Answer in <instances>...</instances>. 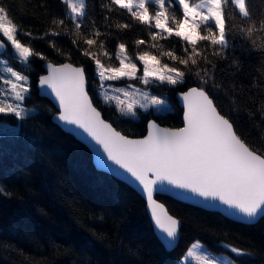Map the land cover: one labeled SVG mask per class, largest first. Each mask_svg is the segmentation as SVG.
Wrapping results in <instances>:
<instances>
[{
    "label": "trees",
    "instance_id": "trees-1",
    "mask_svg": "<svg viewBox=\"0 0 264 264\" xmlns=\"http://www.w3.org/2000/svg\"><path fill=\"white\" fill-rule=\"evenodd\" d=\"M0 6L18 26L21 43L51 62L69 61L85 68L93 104L121 133L143 136L149 118L164 126L180 127L182 110L175 94L197 86L208 93L240 138L264 154V0H246L248 17L241 16L231 0H223L229 47L217 55L218 49L209 42H198L200 54L194 56L195 65L191 60L187 65L179 63L192 54L186 41L167 33L153 40L152 33L157 31L153 23L141 24L111 0H86L79 29L60 0H0ZM168 15L174 27L171 18L181 19L182 9L178 4L168 6ZM61 19L63 25L58 23ZM200 30L206 34L203 26ZM87 38L96 43L87 45ZM1 40L6 50L3 56L14 70L29 77L30 94L23 105L34 112L24 119L0 115V121L18 125L16 133L0 135V264H178L194 240L228 254L237 264H264V217L245 224L157 196L181 221L177 246L166 250L154 233L142 197L126 183L97 170L90 151L52 122L56 110L36 89L46 61L34 56L24 65ZM138 40L145 43L137 44ZM120 44L133 58L147 52L160 64L185 72L184 82L175 86L158 80L145 84L136 78L118 81L166 98L171 110L155 113L148 109L131 118L102 100L95 60L105 67L118 65ZM169 51L178 59L165 55ZM136 63L142 77V63ZM1 85L0 71V95ZM229 246L243 249L245 255L237 256Z\"/></svg>",
    "mask_w": 264,
    "mask_h": 264
},
{
    "label": "snow or ice",
    "instance_id": "snow-or-ice-1",
    "mask_svg": "<svg viewBox=\"0 0 264 264\" xmlns=\"http://www.w3.org/2000/svg\"><path fill=\"white\" fill-rule=\"evenodd\" d=\"M60 2L66 6L68 16L79 29L81 27L79 19L86 13V0ZM111 3L127 10L132 18L141 24L151 25L154 21L157 31L152 33L153 40L167 33L169 36L174 34L186 41L187 45H191L192 54L187 59L179 60L182 65H187L189 60L193 65L197 63L194 56L200 54L196 47L198 42H209L218 49L217 55L229 47L222 0H201L195 5L190 4L189 0H155L159 5L155 15L150 12L148 0H111ZM177 4L182 9V18H171V23L175 24L173 28L169 26L168 6L175 7ZM231 4L235 5L241 16H249L246 0H231ZM58 23L63 25L64 20L61 19ZM202 26L206 34H202L200 30ZM247 32L251 33L252 28H248ZM0 33L3 40L10 42L24 65H28L34 56L46 61L45 66L49 74L41 76L39 84L51 89L48 95H54L58 101L60 109L58 120L65 125H75L76 128L83 129V132L91 137V141L99 145L98 148L93 145L99 168L130 179L142 190L151 211V218L168 243L176 236L178 221L155 199V193L169 190L164 187L165 184L182 190L177 195L188 192L194 197L218 200L228 209L235 210L231 213L233 215L239 213L249 218L264 216V154L253 150L240 138L233 124L218 112L213 100L203 88L192 87L180 94L184 102V127L175 130L162 129L155 121H149L146 137L139 140L129 139L102 119L101 113L93 106L86 90L87 80L83 66L74 67L71 63L56 66L43 53L21 43L17 38L18 26L11 20L8 10L3 6H0ZM53 35L58 33L53 32ZM85 43L91 46L96 40L87 38ZM143 43L144 40L137 41V44ZM4 46L0 43V47ZM55 50L60 51L58 48ZM83 54L91 58L90 52L85 51ZM165 55L174 61L178 59L172 51ZM117 58L120 59L118 68H105L99 59L95 60L97 68L103 69L98 72L102 81L129 77L140 79L145 84L150 83L151 79L173 86L184 82L185 72L176 67L165 65L168 74L150 69L149 61L159 64L160 60L147 52L138 56L144 65L142 77L138 76L137 64L126 54L124 44H120ZM6 71L10 78L5 79L4 83L10 86L11 100L14 102L0 100V115L24 119L26 110L21 104L30 94L29 77L12 67H8ZM106 72L111 75H106ZM173 73L175 75H172ZM124 95L127 96L128 93L124 91ZM144 98L148 104H140L141 108L148 105L160 108L166 103L158 96L149 97L145 94ZM108 99L110 98L105 96V100ZM118 103L125 105L124 100L118 99ZM136 107V102L131 101L120 107L119 111L125 115L135 116ZM109 161L123 172L112 168ZM229 247L237 256L245 255L243 249ZM188 254L192 255V251L189 250ZM197 260L202 264H217L207 256H197Z\"/></svg>",
    "mask_w": 264,
    "mask_h": 264
},
{
    "label": "water",
    "instance_id": "water-1",
    "mask_svg": "<svg viewBox=\"0 0 264 264\" xmlns=\"http://www.w3.org/2000/svg\"><path fill=\"white\" fill-rule=\"evenodd\" d=\"M0 43H3V42L0 41ZM4 52H5V46L4 47H0V55L3 54ZM52 63L54 65H56V66H59V65H61L63 63H71V62L64 61V62H61V63H54V62H52ZM71 64L74 67H81V65H76L74 63H71ZM45 65H46V62L43 63L44 73L42 75H40L38 77V79H37L36 89L38 91V95L40 97H43V98L47 99L48 101H50L51 104L53 105L54 109L56 110L55 113L52 115V122L54 124H56L61 130L69 133L70 135H72L78 142L82 143L90 151V153L92 155L93 164H94V166L96 167L97 170L102 171V172H105L107 174H110L111 176L115 177L116 179H118V180L126 183L128 186H130L132 189H134L142 197V199L145 201L146 212H147V215H148V217H149V219L151 221V224H152L154 233H155L156 237L158 238V240L160 241V243L163 245V247L166 250H168V251L173 250L177 246L178 241L180 239L181 221H180V219H178L177 217H175L174 215H172L171 213H169V211L167 210V208L164 205V203H162L159 199H157V196L170 197V198H172V199H174L176 201H179L181 203L187 204L189 206L197 207V208H200V209H203V210H206V211L216 212V213L221 214L222 216H224L225 218H227L229 220H232V221H235V222H240V223H245V224H253V223H256L257 221H259L261 218L264 217V216H257L255 218H249V217H243L239 213H236V214L233 215L231 213H234L235 210L228 209L226 205L221 204L218 200H212V199H207L206 200L203 197H194L191 193H188V192H184L182 195H177V193L178 192H181L182 190H180V189H174L170 185H166L165 184L164 187L168 188L169 190L166 191V192H164V193H155V199H156L157 203H160V204H162L164 206V210L169 215H171L174 219H176L178 221V229H177L176 236H175L174 240H172L171 243H168L167 240H166V238H165V236L156 227L155 222L151 218V211H150V209L147 206L146 196L142 193V190L140 188H138L136 186V184L132 183L130 179H125L124 177L118 175L116 172H111V171H108L107 169H101V168H99L97 166V164H96V152H95L96 149L93 147V145H95V141H91V137H88L87 136V133H84L83 132V129H78V128H76L75 125H65L63 122H61V121L58 120V115H59V111H60L58 101L56 100V98H55L54 95H48V93L51 92V89H49L47 86H41L39 84L40 77L41 76H47L49 74L48 69L46 68ZM192 87H197V86L188 87L187 89H185L183 91H178L175 94L176 103H177V105L182 110V116H181L182 125L180 127L164 126V125H161L160 123H158L154 118H149L147 120V122H146V133L143 136H141V137L127 136V135L121 133L120 131L119 132L122 135L128 137L129 139L139 140V139H143L144 137H146L148 135V127H147V125H148V122L149 121H155L158 124V126L160 128H162V129L163 128H168V129L175 130V129L184 127V120H183L184 102H183L182 97H181L180 94L182 92H184V91H187L189 88H192ZM86 90H87V84H86ZM89 98L91 99L90 95H89ZM93 106L97 109V111H99L101 113V111L94 104H93ZM101 116H102V113H101ZM102 119H104L103 116H102ZM104 120L106 122L110 123L106 119H104ZM113 128H115V127L113 126ZM115 130L118 131L116 128H115ZM88 141H91V143H89ZM95 147L98 148L99 145H95ZM100 150H101V152H103V149L102 148ZM105 159H107L106 156H105ZM108 163L112 166V168H116V169H118L119 172H123V170L122 169H119L117 165H112L110 161Z\"/></svg>",
    "mask_w": 264,
    "mask_h": 264
},
{
    "label": "rangeland",
    "instance_id": "rangeland-1",
    "mask_svg": "<svg viewBox=\"0 0 264 264\" xmlns=\"http://www.w3.org/2000/svg\"><path fill=\"white\" fill-rule=\"evenodd\" d=\"M200 2H201V0H189V3L192 5L198 4ZM148 4L150 6V12L153 15H155V13L159 10V5L155 3V0H148ZM222 5H223V0H222ZM237 11L239 12L238 9H237ZM80 19H79V21H80ZM152 23L154 24V21ZM169 26H170V22H169ZM173 28H175V26ZM184 30L187 31V28H185ZM1 38H2V33H0V41H2ZM7 43L10 46V51H11L12 55L14 56V58H16L19 62H21L19 57H18V54H16L15 50L11 47L10 42H7ZM119 46H118V50H117V56L119 53ZM5 52H6V50H5ZM126 54L129 56V58L132 59V62L136 63V60L139 61L138 56L142 55L143 53L136 55L134 58L131 57L127 52H126ZM150 55H153V54H150ZM8 67H12V66L10 65L8 60L3 56V54H1L0 55V71H1L2 85H1L0 100H5L6 102H14L11 100L10 86L6 85L4 83L5 79L10 78V74L7 73V71H6V69ZM112 67H115V68L120 67V59L119 58H118V65L108 66L105 68H112ZM142 67H143V75H144L143 63H142ZM138 68H139V66L137 64V71H138ZM149 68L158 70L160 72H163L164 74H168L166 69H165V65H162L160 63L156 64L155 62L149 61ZM101 70H103V69H98V72ZM106 75H111V73L106 72ZM172 75H175V74L173 73ZM123 78H129V77H123ZM123 78L116 79V80H103L102 81L98 75L99 89H97L98 94L100 95L102 100L113 104L117 108L118 111H119L120 107H124L127 103H129L131 101L136 102V104H137L136 115L135 116L125 115L119 111V113L122 116L137 118L139 116L140 112L147 111L148 109H152L155 113L163 112L164 110H171L172 109L170 102L166 98L151 93V91L149 89L140 88V87H137L131 83L119 84L118 81L123 79ZM154 80L155 79H151L150 81H154ZM101 85H103V86H101ZM129 85H130V87H129ZM28 86H29V82H28ZM117 89H121L122 91H117ZM124 91H126L128 93L127 96L124 95ZM145 94H147L149 97L158 96V97L162 98L166 103L163 106H161L160 108L152 107L151 105H148L147 107L141 108V107H139L140 104H148V101H146L144 98ZM105 96L109 97L110 99L105 100ZM117 98L119 100H124L125 105H120L118 103ZM21 107H23L26 110L25 116L34 112V108L26 107L23 105V103L21 104ZM17 131H18V125H11V124H8L4 121H0V135L6 134V133H16ZM189 250L192 251V255L188 254ZM197 256H207L211 260L216 261L217 264H237L233 260V258L231 256H229L228 254L223 253V252H215L213 250H210L204 243H202L199 240H194L191 242V244L189 245L185 255L181 258V260L179 261L178 264H202L201 261L197 260Z\"/></svg>",
    "mask_w": 264,
    "mask_h": 264
}]
</instances>
